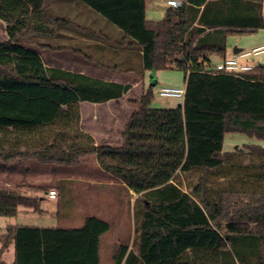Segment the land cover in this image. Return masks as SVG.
I'll use <instances>...</instances> for the list:
<instances>
[{
    "label": "trees",
    "instance_id": "obj_1",
    "mask_svg": "<svg viewBox=\"0 0 264 264\" xmlns=\"http://www.w3.org/2000/svg\"><path fill=\"white\" fill-rule=\"evenodd\" d=\"M53 1L0 0L8 36L0 43V159L70 166L94 155L138 195L134 248L119 245L114 264H264V148L223 150L227 134L264 140V66L225 74L212 61L228 59L229 36L264 29V0H184L159 22L147 19L149 0H78L123 33L119 48L138 50L144 72H185L178 108H151L152 88L143 89L118 148L81 131L79 103L119 99L131 86L47 68L22 43L80 29L53 16ZM11 136L13 148L34 152L4 155ZM20 207L42 212L38 198L0 185V217H17ZM110 231L97 216L79 228L9 225L0 259L13 246L11 264H101Z\"/></svg>",
    "mask_w": 264,
    "mask_h": 264
},
{
    "label": "rangeland",
    "instance_id": "obj_2",
    "mask_svg": "<svg viewBox=\"0 0 264 264\" xmlns=\"http://www.w3.org/2000/svg\"><path fill=\"white\" fill-rule=\"evenodd\" d=\"M167 1L149 0L147 19L151 22L163 20L166 11L169 9ZM51 9L54 17L69 18L86 28V31L68 27L63 28L56 38L27 37L22 42L25 47L38 48L41 50L40 53L44 54L45 50L40 47L43 44L64 46L66 48L54 52L46 50L45 54H54L59 60H63L67 64L73 61L78 62L79 67L83 66V62H87V64L96 66L99 69L113 68V72L121 74L129 70L132 73L141 74L144 76L145 87H151L153 91L151 108H178L183 104V100L180 98H163L159 96V90L162 87H185V72L183 70L173 68L157 72H144L139 51L132 48H119L118 43L122 40L123 33L81 1L54 0ZM62 34L73 35L75 39L70 41L68 36ZM5 36L6 27L0 24V43L6 42ZM83 36H88V39L86 41L80 40ZM227 45L228 54L231 55L235 47L252 51L254 48L264 46V29L241 35H231L228 38ZM212 60L213 64L220 62V58L216 56ZM243 62L255 66H264V54L252 56ZM88 68L86 67V69ZM89 71L91 72L90 75L98 74L97 71ZM128 75L124 74L122 76L126 78ZM136 77L140 78L141 76L137 75ZM246 145H258L264 148V140L252 138L246 133L227 134L223 150L230 153L237 150V147L244 148ZM184 180L186 183L187 180ZM179 181L181 180L179 179ZM0 185L2 184L0 183ZM60 190V196L57 199L52 200L45 197L44 201L40 202L41 213H35L25 207H20L17 217H0V235L5 233L9 225L79 228L83 226L87 217L97 216L102 219H109L112 227L109 234L103 238L100 253L101 264H114L113 253L121 244L134 248L133 242L136 237L135 208L129 205V197H125L127 192H121L122 189L120 188L86 187V185L76 182L68 185L67 192H64L61 188ZM110 190H115L117 193H109ZM186 192L189 191L186 190ZM13 258L14 248L11 246L9 252L5 253L0 260L10 264Z\"/></svg>",
    "mask_w": 264,
    "mask_h": 264
},
{
    "label": "crops",
    "instance_id": "obj_3",
    "mask_svg": "<svg viewBox=\"0 0 264 264\" xmlns=\"http://www.w3.org/2000/svg\"><path fill=\"white\" fill-rule=\"evenodd\" d=\"M0 24L6 27V24L4 22L0 21ZM74 24L79 26L78 28H80L81 31L84 32L86 31L85 30L86 28L78 25L75 22ZM62 35L68 36L69 37L68 40L70 41L72 39H75L74 36L70 34H62ZM5 37H6L5 40L8 41L7 33ZM86 39H88V36L87 37L83 36L80 40L86 41ZM43 45L48 46L43 49L45 50V53L46 50L50 52H54L66 48L64 46L61 47L53 44L52 45L43 44ZM31 49H33L35 52L39 54L45 67L47 68H59L62 70L80 73L94 78H98L105 82H115V83L131 86V89L119 99L110 100L106 103H91V102L79 103L81 131L91 136L94 139L96 146H109L113 148L120 147L122 144V132L125 125L128 123L132 114L138 111L140 108V100L143 94V89L145 88L144 76L141 74L132 73L129 70L128 72L127 71L124 72V74H129L126 78H124L122 76L124 74L113 72L112 71L113 68L99 69L96 66H91L87 64V62L86 63L83 62L84 63L83 66L79 67L78 62L73 61L72 63L67 64L65 61L59 60L54 54L53 55L50 53L41 54L40 49L38 48H31ZM234 56L235 54H233V52L232 55L228 54V58H232ZM86 67L89 68L86 69ZM89 70L97 71L98 74L94 76L90 75L91 72ZM137 75H140L141 77L137 78L136 77ZM169 109H175V108H169ZM15 138H16L15 136L14 137L11 136L7 139H4V144L6 147L5 150L2 152L4 155H8V154L15 155L17 153L32 154L34 152L25 146L20 147L21 149H18L17 147L13 148L16 145L14 141ZM29 140L30 137L24 138V142L26 143H29ZM72 182L86 185V187L97 186V187H107L108 189L120 188L122 189L121 192L123 193L127 192L125 197L127 196L129 197V205L132 207L135 205V202L139 198V196L136 195L133 191L129 190L122 183L121 180L103 171L100 168L97 159L94 155L83 157L80 160L79 164L70 165V166L67 165L52 166L49 164H43L33 158H27L21 160L19 159V157H16L14 159H11L10 161H4L3 159H0V183L9 188H16V187L21 188L28 195L38 198L39 202L44 201V198L48 197V193L51 190H55L58 193V196H60V191H61L60 188L64 192H67V187ZM109 193L115 194L117 192L115 190H110ZM103 220L110 222L109 219L103 218ZM108 234L109 233H107L106 235ZM106 235H104L103 238ZM103 238L101 241L100 253L102 249ZM10 248L8 249L7 252H9ZM115 248L116 246L114 247V249Z\"/></svg>",
    "mask_w": 264,
    "mask_h": 264
},
{
    "label": "built area",
    "instance_id": "obj_4",
    "mask_svg": "<svg viewBox=\"0 0 264 264\" xmlns=\"http://www.w3.org/2000/svg\"><path fill=\"white\" fill-rule=\"evenodd\" d=\"M184 4L183 1L179 0H168L167 5L169 8L177 9ZM264 54V46L255 48L252 51H244L239 54H236L232 58H228L225 61H222L216 64L213 67V72H220L225 74H237L238 72L251 71L255 68V65L248 64L243 62L247 58L252 56H259ZM186 93V88H175V87H162L159 90V96L163 98H180L184 99ZM48 197L52 200L58 198V193L55 190H51L48 193Z\"/></svg>",
    "mask_w": 264,
    "mask_h": 264
},
{
    "label": "water",
    "instance_id": "obj_5",
    "mask_svg": "<svg viewBox=\"0 0 264 264\" xmlns=\"http://www.w3.org/2000/svg\"><path fill=\"white\" fill-rule=\"evenodd\" d=\"M245 50L244 49H242V48H237V47H235L234 49H233V54H239V53H241V52H244ZM236 149H238V147L236 148Z\"/></svg>",
    "mask_w": 264,
    "mask_h": 264
}]
</instances>
